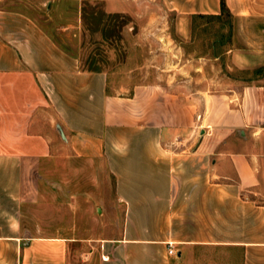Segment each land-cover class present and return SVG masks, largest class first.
Returning <instances> with one entry per match:
<instances>
[{
	"label": "crops",
	"instance_id": "0c3cea01",
	"mask_svg": "<svg viewBox=\"0 0 264 264\" xmlns=\"http://www.w3.org/2000/svg\"><path fill=\"white\" fill-rule=\"evenodd\" d=\"M161 2L183 37L192 16L221 12V0ZM224 2L250 23L246 42L233 31L227 68L263 67L264 0ZM263 78L226 77L227 88L194 95L160 83L117 90L31 19L0 17V264H195L197 250L264 264ZM58 126L79 152L105 158L126 211L118 237L21 230L24 170L50 156Z\"/></svg>",
	"mask_w": 264,
	"mask_h": 264
},
{
	"label": "rangeland",
	"instance_id": "374dc122",
	"mask_svg": "<svg viewBox=\"0 0 264 264\" xmlns=\"http://www.w3.org/2000/svg\"><path fill=\"white\" fill-rule=\"evenodd\" d=\"M6 14L31 19L81 69L107 72L113 89L160 83L194 95L227 88L226 77L251 76L229 71L228 46L211 55L208 42L218 21L191 18L183 37L180 19L161 0H0V17ZM249 25L232 19L231 39L235 31L236 42H246ZM48 136L50 156L24 170L21 230L27 237L83 242L118 237L126 211L105 158L79 152L55 129ZM195 254V264H228L214 250Z\"/></svg>",
	"mask_w": 264,
	"mask_h": 264
},
{
	"label": "trees",
	"instance_id": "16d2710c",
	"mask_svg": "<svg viewBox=\"0 0 264 264\" xmlns=\"http://www.w3.org/2000/svg\"><path fill=\"white\" fill-rule=\"evenodd\" d=\"M220 7H221L220 8L221 12L217 16L197 15V16L191 17L193 20H195V19H207L208 21L216 20L220 23L219 28L217 29V31L215 33H212L211 39L208 42V49H210L211 55L214 58H216L220 55L223 47H225V46L229 47V45L231 43L232 19L233 18L231 16L229 10L226 7L224 0H221ZM193 27L196 28V26H193ZM223 30H225L226 32H223ZM227 49H226V51H227ZM88 71H97V70L90 69ZM240 73H242V74L250 73L251 74L250 77H235V78L240 79L243 82L248 84L251 81H253V80L264 75V66L261 68H258L256 70H253L251 72L241 71Z\"/></svg>",
	"mask_w": 264,
	"mask_h": 264
},
{
	"label": "built area",
	"instance_id": "2783aa9c",
	"mask_svg": "<svg viewBox=\"0 0 264 264\" xmlns=\"http://www.w3.org/2000/svg\"><path fill=\"white\" fill-rule=\"evenodd\" d=\"M168 247H169L168 254H169V255H174V254H175V251H174V249H173V247H172V244L169 243V244H168Z\"/></svg>",
	"mask_w": 264,
	"mask_h": 264
},
{
	"label": "water",
	"instance_id": "95a60500",
	"mask_svg": "<svg viewBox=\"0 0 264 264\" xmlns=\"http://www.w3.org/2000/svg\"><path fill=\"white\" fill-rule=\"evenodd\" d=\"M57 129H58V131H59V133H60L61 138H62L63 140H65V136H64V134H63L62 129H61L59 126L57 127Z\"/></svg>",
	"mask_w": 264,
	"mask_h": 264
}]
</instances>
